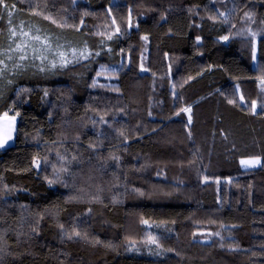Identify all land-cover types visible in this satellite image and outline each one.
<instances>
[{
	"label": "trees",
	"instance_id": "16d2710c",
	"mask_svg": "<svg viewBox=\"0 0 264 264\" xmlns=\"http://www.w3.org/2000/svg\"><path fill=\"white\" fill-rule=\"evenodd\" d=\"M0 62V264H264V0H2Z\"/></svg>",
	"mask_w": 264,
	"mask_h": 264
},
{
	"label": "rangeland",
	"instance_id": "374dc122",
	"mask_svg": "<svg viewBox=\"0 0 264 264\" xmlns=\"http://www.w3.org/2000/svg\"><path fill=\"white\" fill-rule=\"evenodd\" d=\"M29 39V37H26V38H21V44L23 46H26L27 44V40ZM40 41V40H39ZM40 43H44L43 41H41ZM23 48V47H22ZM27 52L31 53L33 52V49L31 48L30 50H22V53L23 54H27ZM60 53H63V58H61L59 56V62L62 63V59L63 61H69V60H72L73 58H76V53L74 52V50H70L69 53H64V52H59ZM24 55V56H25ZM127 65V58L126 56L124 55L122 58H121V62H120V65H105V66H99L98 69L96 70V73H95V76L97 78H104V79H108V80H111V79H114L117 77V74H118V71H119V68H125ZM14 117V119H13ZM15 122H16V117L15 116H12V115H2L0 117V139H2L6 134H10L11 135V140L8 141V143L6 145H4L3 147H0V149L2 148H5L7 146H9L12 141H13V136H14V130H15ZM259 160V158L257 157H249V158H240L239 159V166L243 169H250V168H253L255 167L256 165L258 166V164H251V165H245V164H242L241 161H246V160ZM260 162V160H259Z\"/></svg>",
	"mask_w": 264,
	"mask_h": 264
},
{
	"label": "snow or ice",
	"instance_id": "6c2138e0",
	"mask_svg": "<svg viewBox=\"0 0 264 264\" xmlns=\"http://www.w3.org/2000/svg\"><path fill=\"white\" fill-rule=\"evenodd\" d=\"M0 2H2V0H0ZM6 7V6H5ZM35 14H39V13H35ZM11 15V14H10ZM46 19H48V17H45ZM53 23H55V21H53ZM17 35V32L13 29H10V36L11 37H15ZM23 35L27 36L28 33H23ZM253 35H255V33H253ZM34 39L36 40H39L40 37L39 36H35L33 37ZM146 39V38H145ZM225 40L228 39V37H224ZM16 50H19V51H22V46L21 44H17L16 45ZM63 53H60V57L63 58ZM39 58V57H38ZM9 59H11V57H9ZM26 59V56L24 55H21L20 56V60H24ZM43 59H46V57H43ZM2 63V62H0ZM67 63V61H63L62 59V66L63 64ZM53 67H55V63H53L52 65ZM6 67V66H5ZM17 67H20V65H17ZM41 71H43V69H41ZM3 73V69H0V75H2ZM262 83H264V81H262ZM184 111H190V108L189 109H184ZM5 116H7V113L5 114ZM14 119V117H13ZM190 119L189 118V122H190ZM11 140V135L10 134H6L2 139H0V147H3L4 145H6L8 143V141ZM242 164H245V165H251V164H258L259 163V160H246V161H241ZM64 171H67V169H63ZM144 223H147V221H145ZM74 235L75 236H80V233L79 232H74ZM72 237L69 236V239H71ZM153 242H155V239L153 238Z\"/></svg>",
	"mask_w": 264,
	"mask_h": 264
},
{
	"label": "crops",
	"instance_id": "0c3cea01",
	"mask_svg": "<svg viewBox=\"0 0 264 264\" xmlns=\"http://www.w3.org/2000/svg\"><path fill=\"white\" fill-rule=\"evenodd\" d=\"M1 117V116H0ZM258 165H259V163H258ZM255 167H257V165L255 166ZM254 168V167H253ZM243 169V168H242Z\"/></svg>",
	"mask_w": 264,
	"mask_h": 264
}]
</instances>
